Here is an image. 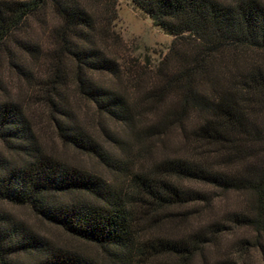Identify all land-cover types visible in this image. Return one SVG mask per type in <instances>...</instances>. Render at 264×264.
Returning a JSON list of instances; mask_svg holds the SVG:
<instances>
[{"label":"trees","instance_id":"16d2710c","mask_svg":"<svg viewBox=\"0 0 264 264\" xmlns=\"http://www.w3.org/2000/svg\"><path fill=\"white\" fill-rule=\"evenodd\" d=\"M116 1L0 0V52L14 43L45 65L42 91L61 142L95 158L114 178L45 154L23 107L0 102V141L24 156L19 163L0 155V202L29 208L105 258L101 262L56 246L0 213V264H152L161 257L175 262L158 264H191L229 225L264 236V2L130 0L174 37L157 70L161 83L141 101L156 110L155 117L141 126L138 105L95 78L121 73L107 49L113 37L114 45L122 44L112 29ZM49 17L56 20L51 28ZM34 20L46 26L51 46L17 40ZM229 55L233 63L228 64ZM171 59L174 69L168 66ZM71 80L102 116L129 132L133 142L103 126L116 149L130 145L132 152L135 141L177 132L193 155H167L145 164L131 153H113L63 108L61 89ZM154 145L141 153H151ZM217 191L245 193L249 201L244 209L220 216ZM202 215L210 224L188 237L154 233Z\"/></svg>","mask_w":264,"mask_h":264},{"label":"rangeland","instance_id":"374dc122","mask_svg":"<svg viewBox=\"0 0 264 264\" xmlns=\"http://www.w3.org/2000/svg\"><path fill=\"white\" fill-rule=\"evenodd\" d=\"M223 1L233 2L235 0ZM260 1L264 2V0ZM48 20L49 28L56 25L54 18L49 17ZM112 29L117 36L121 37L122 44L114 45L116 38L113 37V40L108 43L107 49L109 53L111 52L110 55L118 60L121 73L118 76L98 74L95 75V78L100 84L128 96L133 103L138 105L140 125L146 126L154 119L156 110L147 104H141V101L154 86L161 83L157 70L161 62L167 57L174 37L155 26L152 19L130 0L116 1V18L112 23ZM17 36V40H31L46 48L51 46L50 33L39 20L31 21L26 33L23 32ZM8 47L9 51L0 52V102L12 101L23 107L34 128L39 146L45 154L70 165L97 172L108 180L114 179L113 175L95 158L61 142L52 120L54 111L46 98V94L42 91L41 80L46 77L47 72L45 65L17 44L9 42ZM186 51L189 52L190 49ZM249 56L256 59V56L252 54ZM252 59L243 60V63H251ZM226 61L228 64L233 63L231 55L226 57ZM16 66L29 73V77L23 75ZM168 66L170 69H174L176 60L171 59ZM61 90L64 99L60 102L62 106L64 104L63 108L72 114V120L117 155L128 156L132 154V156L142 159L145 164H148L152 159H159L167 155H193V152L187 148L184 139L177 132L168 133V136L158 139L153 137L151 140L146 138L141 140L142 142L135 141L132 144L134 146L132 152L130 145L126 147L127 151L123 148L122 150L116 149L117 145L114 146L102 132L103 126L111 128L112 132H119V135L127 142H133L129 132L102 116L95 106L87 102L76 91L72 80L68 81ZM61 104L59 105L61 106ZM149 145L155 146L152 148V152L141 153L144 149H148ZM136 150L138 152H135ZM0 155L12 160V162L23 163L24 160V156L11 152L1 141ZM136 167L138 168V165ZM214 196L216 198V211L220 216L225 210L244 209L249 201V196L245 193L217 191ZM0 213L9 216L14 222L24 225L36 235L47 238L56 246L77 249L98 261L105 262L104 255L99 249L75 240L62 229L41 219L25 206L0 202ZM210 222L208 215H202L185 225L167 224L154 233L172 238L188 237L194 232L206 228ZM20 259L26 260L25 258ZM166 260L175 262L173 259L171 260V257H161L151 262L158 264ZM191 264H264V236H259L254 229L249 227L229 225V229L213 239L204 254L196 256Z\"/></svg>","mask_w":264,"mask_h":264}]
</instances>
